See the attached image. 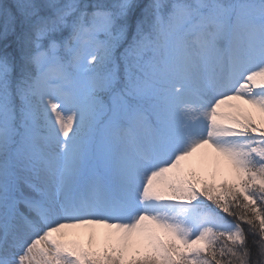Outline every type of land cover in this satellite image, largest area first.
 Masks as SVG:
<instances>
[{"label": "snow or ice", "instance_id": "snow-or-ice-1", "mask_svg": "<svg viewBox=\"0 0 264 264\" xmlns=\"http://www.w3.org/2000/svg\"><path fill=\"white\" fill-rule=\"evenodd\" d=\"M0 264H264V0H0Z\"/></svg>", "mask_w": 264, "mask_h": 264}, {"label": "rangeland", "instance_id": "rangeland-1", "mask_svg": "<svg viewBox=\"0 0 264 264\" xmlns=\"http://www.w3.org/2000/svg\"><path fill=\"white\" fill-rule=\"evenodd\" d=\"M224 159L225 158L215 153L214 150L210 148L200 150L192 158L195 170L210 183H219L223 180L231 181L233 179V174L229 173L223 167ZM108 231L107 229L104 233H101V241Z\"/></svg>", "mask_w": 264, "mask_h": 264}, {"label": "bare ground", "instance_id": "bare-ground-1", "mask_svg": "<svg viewBox=\"0 0 264 264\" xmlns=\"http://www.w3.org/2000/svg\"><path fill=\"white\" fill-rule=\"evenodd\" d=\"M223 167H224L229 173L232 174L231 167H230L228 161L225 160V159H224V162H223ZM106 230H107V229H105V228H98V229H96V231H97L99 237H101V233H104ZM77 231L80 232L81 236H85V235L87 234V232H89L90 230L81 229V230H77Z\"/></svg>", "mask_w": 264, "mask_h": 264}]
</instances>
